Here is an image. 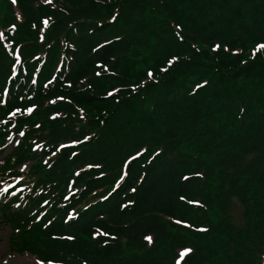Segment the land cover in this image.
Masks as SVG:
<instances>
[{
  "label": "trees",
  "instance_id": "1",
  "mask_svg": "<svg viewBox=\"0 0 264 264\" xmlns=\"http://www.w3.org/2000/svg\"><path fill=\"white\" fill-rule=\"evenodd\" d=\"M233 1L0 0L1 153L17 140L0 184L21 191L0 210L17 252L157 264L171 226L190 250L175 264H264V229L249 251L245 235L264 227V163L229 168L262 152L251 137L264 145V0H242L245 15ZM235 187L242 224L222 201Z\"/></svg>",
  "mask_w": 264,
  "mask_h": 264
},
{
  "label": "rangeland",
  "instance_id": "2",
  "mask_svg": "<svg viewBox=\"0 0 264 264\" xmlns=\"http://www.w3.org/2000/svg\"><path fill=\"white\" fill-rule=\"evenodd\" d=\"M187 0H180V4L176 5L181 8V10L183 11L184 14H186V8L190 7L189 4L186 2ZM243 7L244 3L242 0H234L232 2V4L230 5L229 9H237L239 13L244 14L243 13ZM227 10H229L226 7ZM245 11L247 12V19H251V14L254 10L252 9V6H246ZM250 14V17H248ZM245 15V14H244ZM206 17L208 18V20L212 17V14L210 13V11H208ZM238 17V16H237ZM247 19H245L246 22H250L247 21ZM258 24H260L262 26V24L260 22H258ZM81 110V108H80ZM250 144L253 145H260L259 150H261L262 152L258 155H254L252 153H250L249 155H239L237 157H235L233 159V162H231V164L229 165V168L231 169V171L234 170L235 166L239 167V168H247L249 166L252 165V168H255L254 166H258V165H262L264 163V145H263V139L261 138H253L251 137L249 139ZM244 144L246 147H248L247 141L244 139L243 140ZM91 155H94L96 157L95 154H93L92 152H90ZM2 153H0V159L2 158ZM254 165V166H253ZM161 169V168H160ZM162 170H159L158 172L154 173V176L157 175V173L161 172ZM237 192V187L233 188V192L232 195L230 197L229 200V204H228V198H223L222 201L224 203L227 204L226 207V211L230 214L231 219L234 220L236 223L242 224L244 223L245 219L243 217V205L241 204V202L239 201V196L237 197L235 195V193ZM169 199L172 200L173 197L172 195H169ZM213 207L217 208L215 203L212 204ZM225 204H222V209L224 207ZM181 209H184V207H181ZM218 209V208H217ZM189 212H183L181 214L177 213V218L173 219L171 222L173 225L175 226H180L179 224L182 223L183 225L185 224L184 222H187L186 220H188V218H193L195 216L194 213H189ZM187 216V217H186ZM185 217V218H184ZM185 219V220H184ZM123 220V219H122ZM184 221V222H181ZM126 222V220L124 221ZM260 224V223H258ZM256 224V225H258ZM264 227L262 226L261 228L257 229L256 232H253L250 228L245 232V235L248 236V240H247V245H246V249L247 251H249L250 247L256 248L257 242H256V233L258 235L262 234ZM8 229L7 228H0V264H30L29 262L31 261V258L26 256V257H19L16 254H13L11 252H9L8 250V246H7V236H8ZM100 235L106 237V238H110L111 234L107 233V235H103V233H106L103 230L99 231ZM157 235V241H159L161 244L160 246H164L160 251L157 252V254H155L152 259L155 260V262L157 264H175V262H179V258L178 256L181 254H186V252H183L184 249H187L186 247H183L184 245H182L181 238H183L186 234H184L183 232H176L174 230L173 227L171 226H167L165 227V229H162L161 231H156L155 233ZM146 241V240H145ZM149 243V242H148ZM206 243L208 246H211L208 249H215L216 251L218 250H222L221 246L218 247L217 243L213 244L211 242L208 241V239H206ZM244 245V243H243ZM242 246H238L236 244L231 245L230 247H228V252L229 253H234V252H241L245 255H248L249 253L246 252L244 250V247ZM55 245H53L51 247V249L56 250V248L54 247ZM225 250V249H223ZM44 257L47 258V260H45V264H48L49 261H55V262H62L60 259H53L51 260V258H53V254L50 250L43 252L42 253ZM255 259V257H254ZM41 260V259H39ZM60 260V261H59ZM44 262V261H43ZM66 263V262H64ZM86 264H88L87 262H85ZM53 264H57V263H53ZM67 264V263H66ZM154 264V263H151Z\"/></svg>",
  "mask_w": 264,
  "mask_h": 264
},
{
  "label": "snow or ice",
  "instance_id": "3",
  "mask_svg": "<svg viewBox=\"0 0 264 264\" xmlns=\"http://www.w3.org/2000/svg\"><path fill=\"white\" fill-rule=\"evenodd\" d=\"M12 2L15 3L16 0H12ZM44 2H45V3H48V2H50V0H44ZM18 18H19V17H18ZM42 23L46 25V24L48 23V21L45 19V20L42 21ZM258 47L264 48V45H259ZM214 48H215V46H214ZM175 59H176V58L173 57V58H172L171 60H169L168 62H169V63H172V61L175 60ZM12 67H15V65H13ZM14 74H15V73H13V75H14ZM149 75H151V73H149ZM33 83H34V81H33ZM109 95H111V93H109ZM34 107H35V106L33 105L32 107L25 109V111H27V112L30 113V112L33 110ZM14 111L17 112V113H20V112H21V109H19V108H15ZM8 115L11 116V115H12V112H11V111L8 112ZM36 127H39V125H36ZM20 135L23 136L24 133L21 132ZM84 140H88V137L85 136V137H84ZM79 142H80V141H78V140H72V141H70V143H72V144H77V143H79ZM64 147H65L64 144H60V145L56 148V152L53 153V155H56L57 153H59V152H60V149H62V148H64ZM72 155L75 156L76 153H73ZM89 166H90V165H89ZM20 171H23V168H21ZM181 199H183V197H182ZM129 203H131V201H129ZM121 207H123V205H121ZM69 215H71V214H69ZM96 234H97V233H93V235H96ZM103 235H107V233H103ZM68 239H72V237H68ZM143 239L146 240V241H148L149 243L151 242V237H150V236H144ZM188 251H190V250H189V249H184V250H183V252H188ZM5 264H6V262H5ZM36 264H43V261H36ZM48 264H53V262H52V261H49Z\"/></svg>",
  "mask_w": 264,
  "mask_h": 264
}]
</instances>
